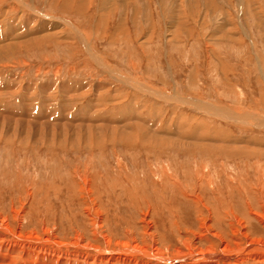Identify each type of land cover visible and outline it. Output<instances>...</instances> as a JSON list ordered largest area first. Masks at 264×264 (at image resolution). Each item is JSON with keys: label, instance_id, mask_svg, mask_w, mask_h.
<instances>
[{"label": "rangeland", "instance_id": "obj_1", "mask_svg": "<svg viewBox=\"0 0 264 264\" xmlns=\"http://www.w3.org/2000/svg\"><path fill=\"white\" fill-rule=\"evenodd\" d=\"M0 264H264V0H0Z\"/></svg>", "mask_w": 264, "mask_h": 264}, {"label": "bare ground", "instance_id": "obj_2", "mask_svg": "<svg viewBox=\"0 0 264 264\" xmlns=\"http://www.w3.org/2000/svg\"><path fill=\"white\" fill-rule=\"evenodd\" d=\"M211 254V253H210ZM208 259V258H207Z\"/></svg>", "mask_w": 264, "mask_h": 264}]
</instances>
